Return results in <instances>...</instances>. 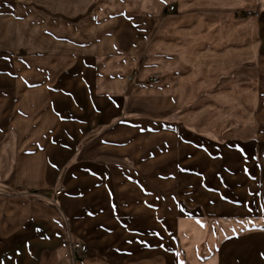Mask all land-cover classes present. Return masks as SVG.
I'll use <instances>...</instances> for the list:
<instances>
[{
    "label": "crops",
    "instance_id": "1",
    "mask_svg": "<svg viewBox=\"0 0 264 264\" xmlns=\"http://www.w3.org/2000/svg\"><path fill=\"white\" fill-rule=\"evenodd\" d=\"M97 2L85 20L72 23L71 39L62 41L76 49L72 63L79 49L90 50L79 63L86 70L74 74L86 82V103L78 107L71 98L77 110L69 114L49 103L53 127L41 133L48 123L44 114L23 133L35 146L20 154L16 170L27 190L0 189V264H72L68 239L88 245L76 264H229L245 246L242 264H264V225L221 237L200 215L177 219L188 242L187 262L176 263L175 201L171 194L160 198L164 188L153 178L167 153L166 139L179 144L178 135L189 131L169 116L191 111L195 101L199 110L206 106L207 96H218V80L236 75L239 66L247 73L258 59L264 66V0ZM255 6L262 13L255 19L238 14ZM78 28L86 43L79 44ZM151 77L159 82L149 83ZM52 145L61 148H54L53 162ZM36 158L42 162L34 164ZM254 166V175L264 172ZM53 185L64 187L55 203ZM248 201L246 216L264 221V211H253L264 208V186L262 196ZM144 237L166 247L143 246Z\"/></svg>",
    "mask_w": 264,
    "mask_h": 264
},
{
    "label": "rangeland",
    "instance_id": "2",
    "mask_svg": "<svg viewBox=\"0 0 264 264\" xmlns=\"http://www.w3.org/2000/svg\"><path fill=\"white\" fill-rule=\"evenodd\" d=\"M97 1L0 0V189L5 187L2 184H7L27 190L22 187V177L16 175V170L21 165L20 154L35 146L32 140H27L29 138L25 140L23 133L33 128L35 122L38 126L39 115L48 114L49 124L44 122L47 124L41 133L53 127L50 125H53L51 119L54 115L47 109L49 103L59 113L66 110L68 114L77 110L72 99L78 107L86 103L83 91L86 82L75 78L74 74L81 68L83 72L86 70L79 63L81 57L86 63L90 50L79 49L80 58L72 63L70 56L76 49L62 41L71 39L72 23L85 20L87 12L92 11ZM260 6L243 8L238 14L242 17L246 12H252L251 19H255L262 15ZM78 30L79 44L86 43L83 28ZM95 58L90 59L95 62ZM262 64L258 59L250 73L239 66L236 75H223L218 80V96H207L206 106L201 105L200 110V104L195 101L190 104L191 111H185L179 117L178 112L169 116L171 121H179L189 129L178 135L179 144H175L174 137L166 139L169 143L163 146L167 153L159 157L153 170L158 174L153 178L160 182L159 189L164 188L159 190L160 198L166 199L169 194L175 201L176 263L187 262L184 244L188 241L183 239L177 227V219L182 216H206L209 225L219 230L221 237L264 225V221L257 220V217L250 220L246 216L249 210L247 199L253 203L257 196H262L264 186L260 180L264 172L257 171L259 174L254 175V163L264 168L261 157L264 154ZM55 90H59L58 93L55 94ZM49 113L52 116L50 121ZM59 145H52L49 154L52 162L54 148L58 149L57 152L61 150ZM252 153H256L255 161L251 159ZM37 162L42 160L36 158L34 164ZM143 178L147 180V176ZM54 186L52 200L55 203V191L62 188L63 192L64 187ZM50 192L45 195L50 197ZM163 209L159 208L160 215ZM253 211L261 214L264 208L256 206ZM142 242L143 246L148 243L166 247L162 240L151 241L144 237ZM245 247L244 251L240 249L235 253L234 261L229 258V264L244 262ZM70 260L72 264L77 262L71 254Z\"/></svg>",
    "mask_w": 264,
    "mask_h": 264
},
{
    "label": "built area",
    "instance_id": "3",
    "mask_svg": "<svg viewBox=\"0 0 264 264\" xmlns=\"http://www.w3.org/2000/svg\"><path fill=\"white\" fill-rule=\"evenodd\" d=\"M170 11L173 10V7L169 8ZM245 16L247 17H253L254 14L252 12H246ZM149 83H158L159 80L157 77H151L148 79ZM62 193V188L55 191L56 196L60 195ZM69 249L70 254L74 260L81 259L87 252L88 247L85 243L80 241H69Z\"/></svg>",
    "mask_w": 264,
    "mask_h": 264
}]
</instances>
